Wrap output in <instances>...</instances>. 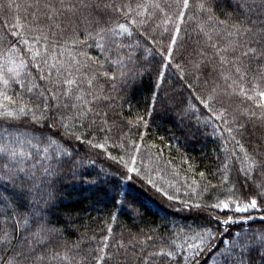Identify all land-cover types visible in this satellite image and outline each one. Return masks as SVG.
Masks as SVG:
<instances>
[{"label":"snow or ice","instance_id":"6c2138e0","mask_svg":"<svg viewBox=\"0 0 264 264\" xmlns=\"http://www.w3.org/2000/svg\"><path fill=\"white\" fill-rule=\"evenodd\" d=\"M161 112L216 144L178 187ZM133 176L202 222L143 223ZM0 264H264V0H0Z\"/></svg>","mask_w":264,"mask_h":264},{"label":"trees","instance_id":"16d2710c","mask_svg":"<svg viewBox=\"0 0 264 264\" xmlns=\"http://www.w3.org/2000/svg\"><path fill=\"white\" fill-rule=\"evenodd\" d=\"M149 83L150 82H146L145 86L140 89L133 98V103L139 101L137 106L141 111H143L144 100L149 95ZM153 120L154 123L151 124L149 142L158 145L160 150V159L155 163L159 168V176H163L164 181H168L178 187L183 183L184 176L191 175L187 170V163H182L184 160L195 164L197 170H205L213 166L212 154L216 148V144L210 138L197 132L196 128L193 126L194 121L181 122L162 112L159 114L154 113ZM161 137L163 138L162 140ZM153 152H156V149H153ZM169 161H171V163H168ZM176 173H179V175ZM159 176L155 171L153 172V179L158 180ZM164 181H160V184H164ZM164 186L167 187L166 184H164ZM68 190L72 192V196L63 202L59 212L62 214L73 211L79 214L90 228H98L99 218L104 216L105 213L111 209V204L107 202L101 203L96 206L101 209L97 211L96 208L92 206L90 200H83L71 187H69ZM127 190L136 198L138 204H147L149 208L152 209V211H147L145 213V219L143 221L145 224L162 223L161 217L165 215L168 220H175L181 225H193L202 222L196 213L172 212L155 189L135 176H133L132 181L127 182ZM158 208L162 209V211H158L156 215H153V211ZM93 218H96L97 223L93 222ZM120 219L125 223H130L128 216L124 213H121ZM252 225L258 226L259 221L252 222ZM99 227H102V224H99ZM231 230H239V226L233 225Z\"/></svg>","mask_w":264,"mask_h":264}]
</instances>
